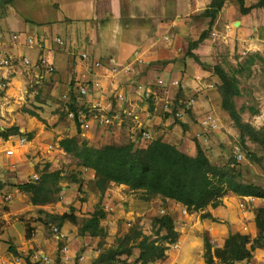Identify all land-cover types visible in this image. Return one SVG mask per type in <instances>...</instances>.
Here are the masks:
<instances>
[{"label":"rangeland","instance_id":"374dc122","mask_svg":"<svg viewBox=\"0 0 264 264\" xmlns=\"http://www.w3.org/2000/svg\"><path fill=\"white\" fill-rule=\"evenodd\" d=\"M211 1H109L107 7L97 6V12L92 15L95 18L87 22L98 35L95 45L86 44L84 31L87 29L84 30L82 20L73 21L71 31L60 32L55 27L61 19L62 23L66 22L64 27L68 26L70 21L66 15L72 12L89 14L84 2L90 0H40L42 4L38 0L0 2V131L19 128V134L6 140L0 135V180L4 183L0 191V264H46V259L47 264H92L100 253L117 246L122 239L128 246H136L143 236L154 238L158 229L154 219L163 215L172 217L177 241L162 242L167 247L165 258L148 264H173L177 253L185 251L190 253L188 264H205L204 238L213 249L221 248L226 239L216 234L217 228L226 227L229 233L235 230L233 233L249 235L251 239L257 236L255 220L257 210L264 208V199L250 200L226 189L218 207L209 205L205 210L189 212L173 200L163 202L160 196L145 201L143 191H133L125 185L111 183L101 193L95 186V173L78 165V160L59 146L61 139L76 137L78 143L84 140L94 148L129 142L138 148L162 138L191 156L196 155L198 143L211 163L220 167L229 164L235 147H239L242 159H236V170L241 172V180L264 188L263 149L251 141H246V148L241 146L239 132L221 106L218 90L221 81L212 71L204 69L221 66L229 75L235 74L240 93L234 102L242 110V120L257 130L263 129L264 8L255 6L260 0H244V6L250 11L243 14L236 0H227L211 22L204 16ZM8 12L13 15L10 20ZM47 18L55 21H46ZM44 24L49 29L47 33L40 29ZM206 31L207 38L192 51L199 58L197 62L188 55L189 45ZM37 33L54 49L64 46L69 49L68 59L43 80L38 75H44V68L37 66L40 59L48 61V58L45 53L46 57H41L43 46L32 39ZM93 47L101 65L100 70L95 69L98 78L94 88L88 82L91 66L88 60L79 57L84 51L93 54ZM138 50L141 62L136 61ZM48 56L53 58L55 54ZM128 66L130 71L124 75ZM159 79L167 91L159 89L160 100L151 113L145 98L137 94L138 86L153 85ZM174 81L178 83L173 85ZM180 84L183 102L193 99L194 104L191 113L181 108L178 120L164 104L166 101L172 104ZM86 85L90 91L82 96L80 89ZM121 91L126 92L127 103L137 108L136 119L125 113L113 117L112 103ZM71 93L75 95L78 111L92 116L87 123L84 120L83 124L87 125L80 132L69 116ZM96 103L107 109H93ZM115 110L125 109L118 105ZM103 115H108L110 121L102 124ZM206 115L217 122L204 130L199 121ZM177 120L187 124V128L177 124ZM143 131L151 134L150 140L141 136ZM29 133L33 136L31 140H27ZM9 149L11 155L6 153ZM248 152L254 154L253 159L247 156ZM54 171L63 177L57 185L60 189L50 194L49 203L33 204L31 194L21 191L19 186L36 183L43 173ZM95 210L105 213L100 221L104 233L101 237H83L80 228ZM206 212L215 220L203 219L202 214ZM64 213H73L76 221H66L61 227L65 236L58 238L52 232V225L57 224L50 222L49 215ZM209 223L211 230L207 229ZM137 232L141 235L135 240ZM165 233L163 230L159 235ZM139 255L140 250L133 248L130 256L122 255L114 264H140ZM255 255L258 261L264 259V246L257 248Z\"/></svg>","mask_w":264,"mask_h":264},{"label":"trees","instance_id":"16d2710c","mask_svg":"<svg viewBox=\"0 0 264 264\" xmlns=\"http://www.w3.org/2000/svg\"><path fill=\"white\" fill-rule=\"evenodd\" d=\"M227 0H212L210 6L204 11V16L213 22L222 10ZM243 14L250 11L244 6V0H236ZM11 3V0H7ZM256 7L264 8V0L258 1ZM207 38V31L203 32L199 40L189 45V56L199 62L197 55L192 53L200 42ZM205 70L212 71L221 81L218 86L221 96V106L228 113L235 127L239 132L240 144L246 148V141L257 143L264 151V128L257 130L249 123L242 120L241 112L236 108L234 97L239 95L240 90L237 85L235 74L229 75L221 66L204 67ZM181 83V81H180ZM73 87V83H71ZM71 104L68 103L69 112L75 113V124L78 132L81 131L78 119V108L75 103V95H70ZM184 93L181 84L178 86L176 98L171 105L175 114L179 108L185 106ZM149 111L154 110L153 101L148 100ZM191 113V110H188ZM169 116V114H165ZM179 120V118H176ZM177 120V124L184 129L187 124ZM19 134L18 127H10L0 131L3 139L11 135ZM33 138L32 133L27 134V140ZM59 146L67 154L73 155L78 160V165L93 171L96 175L95 186L104 193L111 183L125 185L130 190L143 191V199H150L160 196L162 201L170 199L186 208L189 212L205 210L209 205L213 208L222 204V196L227 189L241 197H255L264 199V188L254 183L243 182L241 172L236 170L237 161L231 157L229 164L223 167L213 165L200 145H196V155L191 156L180 151L175 145L165 142L162 138L153 139L146 147H135L133 142L124 145H106L101 148L89 146L86 141L78 143L76 137L63 138L59 141ZM249 158L253 159L254 154L248 152ZM63 177L59 171L43 173L38 182L24 183L19 186L21 191L30 193L31 201L35 205H43L51 201L50 194L54 190H59L58 182ZM73 181H76L74 178ZM51 186H48V184ZM0 180V191L3 187ZM50 222L62 227L66 221L74 223L76 217L73 213L62 215H49ZM105 217L102 210H95L90 218L84 220L80 228V235L90 237H101L104 233L100 226V221ZM203 219L215 220L208 212L202 214ZM158 227L154 238L143 236L136 246H128L125 239L120 243L100 253L99 257L92 264H114L115 260L122 256H130L133 248L140 250L137 261L140 264L164 259L167 247L162 242L174 243L177 241V232L173 228V219L170 215H163L154 219ZM255 225L258 230L257 236L251 239L249 235L230 233L224 240L221 248L213 249L210 241L204 238L205 264H238L242 261H249L253 257L254 251L264 246V208L257 210ZM165 230L164 235H159ZM141 233L134 234V239H138ZM11 252L16 253L13 247ZM215 258L217 261H215ZM29 264H37L30 263Z\"/></svg>","mask_w":264,"mask_h":264},{"label":"crops","instance_id":"0c3cea01","mask_svg":"<svg viewBox=\"0 0 264 264\" xmlns=\"http://www.w3.org/2000/svg\"><path fill=\"white\" fill-rule=\"evenodd\" d=\"M2 1L3 0H0V2L2 3ZM53 1H56V2H58V0H53ZM73 2L75 1V0H72ZM109 1H112V0H90V2H84V5L85 6H87V9L89 10V14L87 13V12H80V13H77V14H74L73 12L71 13V14H69V15H66V17L68 18V21H70L69 23V25L68 26H66V27H64V24H66V22L65 23H62V19L61 20H58V22H57V24H55V27H57L59 30H61L60 32H62V31H64V32H66V31H71L72 29H71V25L73 26V21H78L79 22V20H82L84 23H85V26H84V30H85V28L87 29V30H85L84 31V33H85V40H86V44H89L88 42H90L92 45H95L96 44V42H97V39H99L98 38V35H95V32L93 33V29L91 28V27H89V25H88V19H92V18H95L94 16H92L93 15V13H96L97 12V6H99V5H102V4H104L105 5V7H107L108 5L107 4H109ZM118 2H122L123 0H117ZM38 4H42L43 2H40V0H38V2H37ZM123 3V2H122ZM58 7H59V4H58ZM98 8H100V7H98ZM112 9H113V7H112ZM7 14H9L8 16H7V19L8 20H10V17L11 16H13L11 13H7ZM11 15V16H10ZM15 18V17H14ZM48 20H46V21H55V18H52V19H49V18H47ZM70 19V20H69ZM26 20V19H25ZM27 21V20H26ZM81 21V22H82ZM15 22H17L16 21V19H15ZM90 22V21H89ZM26 23V22H25ZM27 24V23H26ZM45 28H47V26H45V24H44V26H41L40 27V29H44V33H47V30L49 31V29H45ZM56 28V29H57ZM70 28V29H69ZM42 30H40V31H42ZM97 30H99V29H97ZM3 36V35H2ZM64 36V35H63ZM56 37H59V36H56ZM94 37V38H93ZM2 38H0V40H1ZM33 40L35 39L36 40V42L39 44V46H43L42 48H43V55L41 56V57H46L47 56V58H48V63L49 64H51L53 67H55V70H56V68H59L60 67V65L61 64H63V62L64 61H66L65 59H68V55H67V52L69 51V49H67L65 46L64 47H61L59 50L58 49H54L53 48V45L51 46L50 44H48V41H45L44 40V38H41L39 35H38V33H37V36H33V38H32ZM93 40V41H92ZM56 44V43H55ZM57 45V44H56ZM33 46V45H32ZM57 46H59V45H57ZM90 47V46H89ZM72 48V47H71ZM95 47H93V54L91 53V55H89L86 51H84V52H82L80 55H82V54H84V53H86L87 54V58L85 59V60H83V61H86V60H88V62H89V65L91 66V70H90V72H92V75H91V79H88L89 81L88 82H92L93 84H90L91 86H92V88H94L93 86L94 85H96V80H97V78H98V75H96L95 74V71L96 70H100V69H98L99 67H101V65H100V63H99V58L100 57H97V56H94V49ZM92 49V48H91ZM45 50H46V52H45ZM68 50V51H67ZM71 50V49H70ZM38 51H40L41 52V50H38ZM36 52V51H35ZM42 53V52H41ZM44 53H45V55H44ZM48 54H55V56L53 57V58H49V56H48ZM40 55V54H39ZM38 57V56H37ZM80 57V59H81V56H79ZM64 60V61H63ZM82 60V59H81ZM91 62V63H90ZM98 64V65H97ZM96 69V70H95ZM94 71V72H93ZM76 77H77V75H76ZM71 78H72V76H71ZM71 88H73L72 86H70V92H71ZM125 89V88H124ZM125 92V91H124ZM126 94V93H125ZM128 102V101H127ZM130 105H132L131 103H128V104H126V105H124V108H134V109H132V112H134V114L133 115H135V111H136V109L137 108H135V107H133V106H130ZM115 108H116V106L112 109V111H116L115 110ZM192 218V217H191ZM206 221H204L203 222V224H204V226H205V223ZM209 227H207V229H209L210 228V230L212 229L211 227H210V223H209V225H208ZM223 226V225H222ZM222 226H220V227H222ZM232 226V228L234 229V226L233 225H231ZM224 227V226H223ZM216 231H217V233L216 234H218L219 236H220V238H222V239H225V238H227L228 237V235L230 234V233H233V232H236L235 230H233V232H230L229 233V229L228 228H226V227H224V229H221V228H217L216 229ZM262 249V248H261ZM167 259H170V257L168 256V258ZM188 260H190V253H189V251H185L183 254H178L177 253V257L176 258H174L172 261H173V264H175V263H177V264H188ZM184 262H186V263H184ZM263 262V263H262ZM167 264H171V263H167ZM203 264V263H202ZM238 264H264V259H260V261H258V258H257V255H255L253 258H251L249 261H242V262H240V263H238Z\"/></svg>","mask_w":264,"mask_h":264},{"label":"built area","instance_id":"2783aa9c","mask_svg":"<svg viewBox=\"0 0 264 264\" xmlns=\"http://www.w3.org/2000/svg\"><path fill=\"white\" fill-rule=\"evenodd\" d=\"M58 42L61 44L62 42L60 41V39L58 40ZM135 54H136V61L137 62H141L142 60H141V56H140V52H139V50L138 51H136L135 52ZM81 57L83 58V59H85V58H87V54L86 53H84V54H82L81 55ZM3 63H5V62H3ZM25 63L26 64H28L29 62L27 61V60H25ZM98 65V64H97ZM40 66H42L43 68H44V75L41 73V71L39 72V73H41L42 75H38V77L40 78V80H43V79H45L46 78V76H50V75H52V73L55 71V68L51 65V64H49L48 63V61H42V59H40V63H38V66L37 67H40ZM115 70V69H114ZM113 70V71H114ZM130 71V68H129V66L128 67H126L125 69H124V73L125 74H128V72ZM176 83H178L177 81H174L173 82V85H175ZM0 87H1V85H0ZM138 88H139V91H137V94L138 95H140L141 97H143V98H145L146 100L147 99H152L153 101H154V103L156 104V101H158V100H160V94H159V89L161 88V90L162 91H164V92H166L167 90H166V85L164 86L163 85V82L161 81V79H159V81L157 82V83H154L153 85H146V86H138ZM80 91H81V95L83 96V95H85V94H87V92H89L90 90H89V85H86V86H83V87H81V89H80ZM116 98H117V102H121L122 104H124L125 102H127V97H126V94L125 93H123V92H121V94H119V95H117V96H115ZM192 103H193V101L192 100H190V101H187V107H190L191 105H192ZM170 102H165V104H164V108H166V110H170ZM93 109H96V110H99V111H104L105 109H107L106 107H101V104L100 103H96V104H94L93 105V107H92ZM98 108H100V109H98ZM121 108H123L122 107V105H121ZM85 112V114H82V112L81 111H78V119H79V121H80V127L82 128H84V127H86V125L87 124H83V122H84V120H86V123H87V121H89V120H91L92 118V116L91 117H88L87 116V114H86V111H84ZM120 113H125V114H127V116H129L130 118L131 117H133L134 119H136L137 117H136V115H133L134 113H132V111H130L129 109H126L125 108V110H122V111H120V112H117V110L116 111H113V113L112 114H114L113 115V117H115V118H118V116H117V114H120ZM85 115V116H84ZM176 115L177 116H180L181 115V112H177L176 113ZM69 116L70 117H72L73 119H75V113L74 112H69ZM103 121H105V123L106 122H109L110 121V119H109V116L108 115H103L102 117H101V123L103 124ZM215 119H213L212 118V116L211 115H206L205 117H204V119L201 121V124H202V126H204L205 128H207V129H210V128H212V127H214L215 126ZM143 134H141V135H144V138H146V139H150L151 138V134L150 133H148L147 131H143L142 132ZM7 155H11L12 154V150H7ZM234 153L236 154V156H237V159L238 160H240L241 158H242V155L240 154V151H239V148L238 147H235V149H234ZM86 170V169H85ZM52 232L58 237V238H63L65 235L62 233V230H61V228L60 227H58L57 225H52ZM45 263L47 264L48 263V261H47V259L45 260Z\"/></svg>","mask_w":264,"mask_h":264},{"label":"clouds","instance_id":"9594fccd","mask_svg":"<svg viewBox=\"0 0 264 264\" xmlns=\"http://www.w3.org/2000/svg\"><path fill=\"white\" fill-rule=\"evenodd\" d=\"M81 56V55H80ZM81 59L82 60H85V59H83L82 57H81ZM55 68V67H54ZM55 72V71H54ZM124 75H125V73H123ZM126 75H128V74H126ZM129 81V80H128ZM85 85V84H84ZM118 87V86H117ZM121 92H123V93H126V92H124V91H121ZM176 93H177V91H176ZM175 98H176V94H175ZM151 99V98H150ZM150 99H145V103L149 106V104H148V100H150ZM190 100H192L193 101V103L192 104H194V100L193 99H189L188 101H190ZM151 101H153L152 99H151ZM174 102V101H173ZM173 102H172V104H173ZM116 103V104H115ZM153 103H154V101H153ZM187 101L185 102V106H184V108H186V112L188 113V110H193V107H192V105L190 106V107H187ZM126 104H128L127 102H125L124 104H121V103H119L118 104V102L116 101V99H115V102L114 103H112V105H113V107H112V109L116 106H118V105H122V107L124 108V105H126ZM155 104V103H154ZM171 104V105H172ZM171 105H170V110H172L171 109ZM125 109V108H124ZM127 109V108H126ZM181 108H179L177 111H176V113L179 111V112H181V110H180ZM110 112V111H109ZM111 113V112H110ZM176 113H175V116L177 117V118H179L180 119V116L182 115V112H181V115L180 116H177L176 115ZM174 114V113H173ZM216 122H217V120H215ZM199 124L201 125V127H202V129H204V130H207V128H205L204 126H202V124H201V120L199 121ZM82 129V128H81ZM142 136V135H141ZM11 137V136H10ZM8 139V138H7ZM150 140V139H149ZM24 141V140H23ZM239 148V147H238ZM239 151H240V148H239ZM234 152V151H233ZM240 154H241V152H240ZM242 155V154H241ZM234 157L237 159V156H236V154L234 153ZM242 159V158H241ZM84 169H86V168H84ZM87 170V169H86ZM245 198H249L250 200H252L253 198H255V197H250V196H248V197H245ZM184 207V206H183ZM58 226V225H57ZM61 228V227H60Z\"/></svg>","mask_w":264,"mask_h":264}]
</instances>
